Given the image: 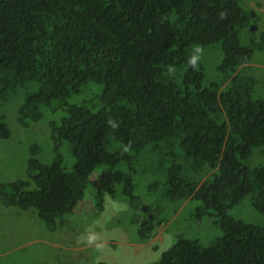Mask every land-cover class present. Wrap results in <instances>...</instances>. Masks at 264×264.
<instances>
[{
	"label": "trees",
	"instance_id": "trees-1",
	"mask_svg": "<svg viewBox=\"0 0 264 264\" xmlns=\"http://www.w3.org/2000/svg\"><path fill=\"white\" fill-rule=\"evenodd\" d=\"M247 23L236 0H0V101L26 81L37 84L17 109L19 124L39 120V106L100 86L95 109L69 104L49 126L51 138L67 144L70 168L58 153L46 164L31 157L25 179L0 182V201L32 209L51 231L81 201L87 183L98 210L115 185L135 198L133 158L153 144L164 196L200 200L220 235L206 245L177 237L150 264H264V222L226 213L247 196L264 218V164L245 163L252 148H264V98L253 96L251 77L235 73L264 46V30L242 45L238 30ZM215 42L225 89L204 80L201 58L197 68L188 65L195 46ZM8 136L0 115V138ZM259 153L264 157V149ZM97 166L103 169L89 181ZM149 210L136 226L139 243L161 223Z\"/></svg>",
	"mask_w": 264,
	"mask_h": 264
},
{
	"label": "rangeland",
	"instance_id": "rangeland-1",
	"mask_svg": "<svg viewBox=\"0 0 264 264\" xmlns=\"http://www.w3.org/2000/svg\"><path fill=\"white\" fill-rule=\"evenodd\" d=\"M239 8L248 15V23L238 30L242 45L259 40L264 30V0H236ZM201 62L205 81H218L225 89L228 81L216 70L221 58L220 44L215 42L203 47ZM236 75L253 79V96L264 98V46L254 48L250 58L239 65ZM37 89L34 81H26L15 95L0 101V115L9 130V136L0 138V182L25 179V167L29 158L35 157L42 163H49L58 153L65 169H69L72 156L64 141H54L50 136V124L55 125L65 114L69 104L87 105L91 109L98 103L96 95L100 86L87 84L78 93L62 102L54 101L50 106H39L40 119L26 120L22 126L17 122V109L27 92ZM61 104V105H60ZM144 146L133 158L134 173L131 174L135 198L128 200L121 193V186L115 185L114 197L104 196L101 209L93 203V189L87 183L83 197L71 213L56 219L55 228L45 230L32 209L19 210L5 206L0 201V264H150L177 237L196 239L206 245L220 235L214 217L201 211L202 202L194 197L185 200L164 196L162 176L154 170L157 163V147ZM263 147L251 149L245 163L248 166L264 164L259 152ZM119 167H124L120 164ZM151 167V170L149 168ZM102 166H97L88 176L94 179ZM140 172H147L145 175ZM209 174L202 173L200 181ZM152 184L150 189L148 185ZM142 206L155 209L161 223L144 242L136 240V226L144 213ZM146 212V210L144 211ZM208 212V211H207ZM234 219L262 224L263 216L255 211L243 197L227 212ZM149 216V215H148ZM150 217V216H149Z\"/></svg>",
	"mask_w": 264,
	"mask_h": 264
},
{
	"label": "clouds",
	"instance_id": "clouds-1",
	"mask_svg": "<svg viewBox=\"0 0 264 264\" xmlns=\"http://www.w3.org/2000/svg\"><path fill=\"white\" fill-rule=\"evenodd\" d=\"M203 52V48L202 46H195L194 48V52H193V55H191L189 58H188V65L190 67H192L193 69L197 68L198 66V61L200 60V57H201V54ZM169 71H174V69L172 68H169ZM93 180V179H92ZM185 200V199H184ZM145 211V210H144ZM143 211V212H144Z\"/></svg>",
	"mask_w": 264,
	"mask_h": 264
},
{
	"label": "water",
	"instance_id": "water-1",
	"mask_svg": "<svg viewBox=\"0 0 264 264\" xmlns=\"http://www.w3.org/2000/svg\"><path fill=\"white\" fill-rule=\"evenodd\" d=\"M141 210H143V211L146 210V206H142Z\"/></svg>",
	"mask_w": 264,
	"mask_h": 264
},
{
	"label": "crops",
	"instance_id": "crops-1",
	"mask_svg": "<svg viewBox=\"0 0 264 264\" xmlns=\"http://www.w3.org/2000/svg\"><path fill=\"white\" fill-rule=\"evenodd\" d=\"M20 210V209H19Z\"/></svg>",
	"mask_w": 264,
	"mask_h": 264
}]
</instances>
